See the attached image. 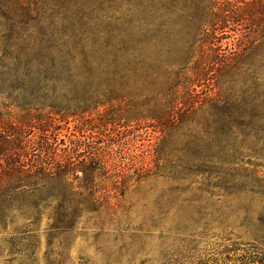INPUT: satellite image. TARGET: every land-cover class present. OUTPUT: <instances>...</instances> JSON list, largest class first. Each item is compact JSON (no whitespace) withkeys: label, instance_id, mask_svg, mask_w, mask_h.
Here are the masks:
<instances>
[{"label":"trees","instance_id":"obj_1","mask_svg":"<svg viewBox=\"0 0 264 264\" xmlns=\"http://www.w3.org/2000/svg\"><path fill=\"white\" fill-rule=\"evenodd\" d=\"M115 105L124 110L106 124L150 123L164 145L181 135L189 161L226 137L264 158V0H0V228L15 232L10 245L26 244L43 217L47 232L70 233L113 209L105 185L128 190L127 136L82 127L61 139L56 124Z\"/></svg>","mask_w":264,"mask_h":264},{"label":"rangeland","instance_id":"obj_2","mask_svg":"<svg viewBox=\"0 0 264 264\" xmlns=\"http://www.w3.org/2000/svg\"><path fill=\"white\" fill-rule=\"evenodd\" d=\"M123 110L115 105L56 123L61 139L79 136L82 127L93 129L85 133L93 138L127 136L125 154L135 168L130 187L122 196L111 184L100 192L112 198L113 209L83 217L67 234L47 232L43 217L31 243L18 247L9 244L13 229L0 228V264H264V158L250 159L248 143L226 137L189 161L181 135L164 145L150 123L106 124ZM155 148L170 158L159 159ZM233 149L239 156L230 160ZM74 191L81 192L77 184Z\"/></svg>","mask_w":264,"mask_h":264}]
</instances>
